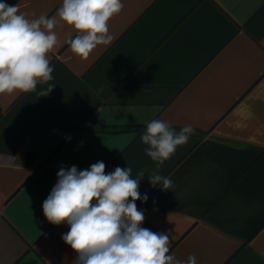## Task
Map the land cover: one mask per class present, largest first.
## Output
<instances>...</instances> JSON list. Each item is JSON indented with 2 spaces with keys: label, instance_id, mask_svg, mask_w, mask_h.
Returning a JSON list of instances; mask_svg holds the SVG:
<instances>
[{
  "label": "crops",
  "instance_id": "obj_1",
  "mask_svg": "<svg viewBox=\"0 0 264 264\" xmlns=\"http://www.w3.org/2000/svg\"><path fill=\"white\" fill-rule=\"evenodd\" d=\"M28 19L55 16L62 0H0ZM112 42L88 60L59 21L48 53L52 79L0 94V264H74L77 254L43 202L61 167L105 173L147 169L136 201L141 227L170 237L169 254L197 264H264V0H121ZM59 20V18L57 17ZM53 86L46 96L38 94ZM43 118L90 126L47 130ZM154 119L195 132L160 167L140 139Z\"/></svg>",
  "mask_w": 264,
  "mask_h": 264
},
{
  "label": "clouds",
  "instance_id": "obj_2",
  "mask_svg": "<svg viewBox=\"0 0 264 264\" xmlns=\"http://www.w3.org/2000/svg\"><path fill=\"white\" fill-rule=\"evenodd\" d=\"M123 7L121 0H62L55 16L42 14L30 20L17 6L0 2V94L32 92L38 83L53 78L48 53L60 44L54 31L59 21L77 33L65 41L71 52L88 60L98 45L112 42L108 22ZM52 89L49 85L38 95L46 96ZM194 132L191 125L176 132L169 122L158 119L147 124L140 139L156 163L148 175L151 185L172 187V181L159 174L160 167ZM147 171L141 170L137 178L130 167L106 174L103 161L84 170L60 168L42 208L49 223L69 226L62 239L77 254L74 264H197L194 255L184 261L169 254L168 234L141 227L145 216L136 201L148 199L139 192Z\"/></svg>",
  "mask_w": 264,
  "mask_h": 264
},
{
  "label": "water",
  "instance_id": "obj_3",
  "mask_svg": "<svg viewBox=\"0 0 264 264\" xmlns=\"http://www.w3.org/2000/svg\"><path fill=\"white\" fill-rule=\"evenodd\" d=\"M42 123L45 129L47 130H59L61 132H71V131L90 129V126L86 124H82L78 122H70L55 118H43Z\"/></svg>",
  "mask_w": 264,
  "mask_h": 264
},
{
  "label": "built area",
  "instance_id": "obj_4",
  "mask_svg": "<svg viewBox=\"0 0 264 264\" xmlns=\"http://www.w3.org/2000/svg\"><path fill=\"white\" fill-rule=\"evenodd\" d=\"M63 135V138L65 140V142H69L72 140L73 138V133L72 132H61Z\"/></svg>",
  "mask_w": 264,
  "mask_h": 264
}]
</instances>
